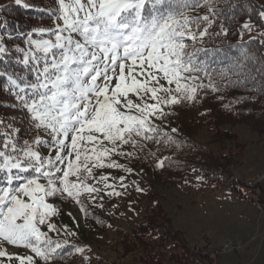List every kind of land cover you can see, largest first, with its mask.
<instances>
[{
	"label": "snow or ice",
	"instance_id": "snow-or-ice-1",
	"mask_svg": "<svg viewBox=\"0 0 264 264\" xmlns=\"http://www.w3.org/2000/svg\"><path fill=\"white\" fill-rule=\"evenodd\" d=\"M15 3L20 5L22 0ZM57 3L60 23L52 32L54 40L31 41L35 50L31 56L25 54L22 61L34 79L14 78L0 71V77L7 76L13 86L11 95L17 101L8 107L19 109L29 130L36 132L31 143L24 141L21 146L16 140L20 129L0 121V126L10 129L0 133L4 137L0 142V171L7 174V186L0 187V257L15 258L19 264H38L37 257L50 264L61 247L59 243L53 246L38 226L45 224L48 210L53 208L45 197L66 195L79 203L81 191H98L81 180L82 171L88 176L92 172L87 163L92 159L89 152L95 156L93 167L103 166L101 157L120 146L137 147L142 140L159 135L153 120L170 114L161 105L196 102L201 90H217L207 64L197 59L201 50L189 51L186 43L207 35V27L200 28L202 23L212 24L209 15L191 17L187 9L206 7L215 15L210 0H203V4L201 0ZM260 15L264 17V12ZM242 28L252 30L249 23ZM6 51L0 44V54ZM201 73L209 84L202 82ZM105 141L111 147L103 146ZM32 144L53 148L54 155L46 158ZM98 144L102 146L99 151L95 147ZM82 151L85 163L81 165ZM108 166L119 167L115 162ZM30 170L39 175L13 186L14 181L25 179L19 173ZM70 176L79 182L70 181ZM40 177L47 183H39ZM48 228L52 230L54 225L49 223ZM5 244L29 249L34 255L13 257Z\"/></svg>",
	"mask_w": 264,
	"mask_h": 264
},
{
	"label": "trees",
	"instance_id": "trees-1",
	"mask_svg": "<svg viewBox=\"0 0 264 264\" xmlns=\"http://www.w3.org/2000/svg\"><path fill=\"white\" fill-rule=\"evenodd\" d=\"M210 3L215 15L206 7L187 9L191 17L209 15L212 24L202 23L200 28L207 27V35L202 39L197 37L196 41L186 40V43L189 51L201 50L197 59L207 64L217 90L211 87L201 90L196 102L161 105L164 112L170 114L153 120L159 130V135L153 134L155 139L142 140L137 147L122 145L115 152L101 157L104 173L95 171L87 177V185L98 189L97 192H88L87 196L98 198L84 199L85 217L93 220L90 226L94 229V226L102 229L104 225L99 197L114 184L118 185L139 172L144 179L148 178L143 184L152 186L154 183L170 185L183 182L187 172L197 170L205 188L224 187L237 197L251 192L264 212V181L246 182L235 174V167L240 164L237 158L242 155L246 142L239 141L233 130L223 128L225 125L243 124L250 132L264 134V18L260 15L264 12V4L258 0H210ZM57 13L53 0H22L20 5L15 0H0V44L7 49L5 54H0V71L13 74L14 78L34 79L30 67L22 63L23 58L25 54H33L32 40L49 37L47 22ZM245 21L254 28L249 34L242 28ZM255 29L258 33L254 32ZM36 55L42 56V53ZM222 73H225L223 78ZM200 75L202 82L209 84V79L203 73ZM11 90L14 89L7 76L0 77V121L11 123L15 128L14 116L2 112L8 106L7 100L14 99ZM173 128L177 131L172 132ZM203 128L209 132V142L218 144L216 151L194 138ZM8 131L10 129L0 126V133ZM167 137H172V140ZM26 139L25 131L16 134L19 145L23 146ZM3 140L0 135V142ZM28 141L30 143L31 140ZM225 142L230 145L226 147ZM103 146L111 147L106 141ZM89 155H92L90 161L96 163L95 156L91 152ZM113 162L119 167L108 166ZM13 173L16 174L15 169ZM36 174L31 170L19 173L23 177ZM6 175L0 171V187L7 185ZM141 191L151 194L145 185L141 186ZM119 237L114 250L120 247L122 258L136 249L142 251L134 257V263L218 264L217 255L202 253L206 248L191 245L182 231L173 228L169 216L158 202L149 213L141 216L131 230H120ZM60 245L53 254L54 259L67 255L75 242Z\"/></svg>",
	"mask_w": 264,
	"mask_h": 264
},
{
	"label": "rangeland",
	"instance_id": "rangeland-1",
	"mask_svg": "<svg viewBox=\"0 0 264 264\" xmlns=\"http://www.w3.org/2000/svg\"><path fill=\"white\" fill-rule=\"evenodd\" d=\"M258 1L264 4V0ZM53 5L58 10L57 0H53ZM57 15L58 13L47 22L49 29L46 31L49 37L40 40H54L52 32L57 23H60ZM254 32L258 33V30L255 29ZM130 98L135 99V96L130 94ZM7 102L8 105L17 103L15 99H9ZM18 110L6 106L2 112L16 117L15 128L25 131L26 141L30 139L31 143L36 132L29 130V123L23 120V114ZM185 120L186 118L183 119ZM223 128L233 130L237 133L239 141L246 142L242 155L237 158L240 164L235 167V174L246 182L254 183L255 177L264 172V134L257 135L250 132L243 124L225 125ZM194 138L216 151L218 144L209 142L210 135L206 128L198 131ZM44 139L48 138L44 137ZM225 145L228 147L230 143L225 142ZM95 146H98V151L102 147L99 144ZM32 147L46 158L54 155L53 148L35 144H32ZM83 147L90 149L93 145H83ZM82 154H84L83 151ZM79 163L81 165L85 163L82 157ZM87 163L92 169L91 175L95 171L97 174L104 173L101 166L93 167L94 163L91 161ZM38 175L37 173L25 176L24 180L16 182L13 186L25 183L27 179ZM80 175L83 183L87 184L88 181L84 177H91V175L88 176L83 171ZM143 176L139 172L128 177L123 182H119L120 184H114L112 189L103 192L102 197H99L98 205L102 206L99 209L104 222L102 229L98 226H94L96 227L94 229L90 226V221L93 220H90L88 216L87 219L85 217L84 199L89 200L91 197L95 199L98 198L97 196H87L88 192L81 191L79 203L66 195L45 197V202L51 204L53 208L48 210L45 224L38 225L40 230L55 242L53 246L56 243L75 242L67 255L60 259L52 258L50 264H138V261L134 263L133 260L134 257L142 254V251L136 249L122 258L120 247L114 250L115 241L120 238V230H131L135 227L141 216L149 213L156 202L166 211L173 228L184 232L191 245L198 244L200 246H194L206 248L202 253L209 252L217 255L218 264H264V212L251 192H245L243 197H237L224 187L205 188L197 170L187 172L183 182L170 185L154 183L148 186L143 184L148 179L146 177L144 179ZM69 180L79 182L76 176H70ZM258 181H264V177L256 180ZM39 183L47 182L40 177ZM142 185L148 187L151 191L150 195L141 191ZM37 195L41 194L37 193ZM24 199L28 198L24 197ZM49 223L54 225L52 230L48 228ZM225 242L232 243V247L223 249L222 245ZM4 248L13 254V257L34 255L29 249L23 247L5 244ZM77 248H82L83 252H77ZM36 259L38 264H45L40 258ZM0 264H19V261L15 258L9 260L7 257H0ZM162 264L172 263L162 262Z\"/></svg>",
	"mask_w": 264,
	"mask_h": 264
},
{
	"label": "built area",
	"instance_id": "built-area-1",
	"mask_svg": "<svg viewBox=\"0 0 264 264\" xmlns=\"http://www.w3.org/2000/svg\"><path fill=\"white\" fill-rule=\"evenodd\" d=\"M262 176H264V172L258 174V175L255 177V182H256L257 179H259V178L262 177ZM229 244H232V243H230V242H225V243L222 245V247H227Z\"/></svg>",
	"mask_w": 264,
	"mask_h": 264
},
{
	"label": "bare ground",
	"instance_id": "bare-ground-1",
	"mask_svg": "<svg viewBox=\"0 0 264 264\" xmlns=\"http://www.w3.org/2000/svg\"><path fill=\"white\" fill-rule=\"evenodd\" d=\"M18 111H19V110H18ZM262 177H264V176H262ZM229 247H232V245L229 244L227 247H223V249H225V248H229Z\"/></svg>",
	"mask_w": 264,
	"mask_h": 264
},
{
	"label": "crops",
	"instance_id": "crops-1",
	"mask_svg": "<svg viewBox=\"0 0 264 264\" xmlns=\"http://www.w3.org/2000/svg\"><path fill=\"white\" fill-rule=\"evenodd\" d=\"M181 231V230H180ZM184 233V232H183ZM185 235V234H184ZM185 237H186V235H185ZM186 239H187V237H186ZM189 243H190V241L189 240H187ZM192 244V243H191ZM193 245H196V244H193ZM196 246H200V245H196Z\"/></svg>",
	"mask_w": 264,
	"mask_h": 264
}]
</instances>
